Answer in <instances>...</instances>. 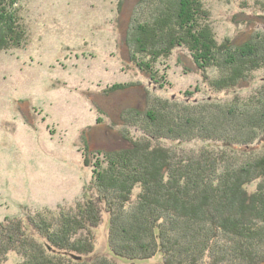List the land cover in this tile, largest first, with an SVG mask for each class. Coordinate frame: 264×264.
<instances>
[{
    "label": "trees",
    "instance_id": "obj_1",
    "mask_svg": "<svg viewBox=\"0 0 264 264\" xmlns=\"http://www.w3.org/2000/svg\"><path fill=\"white\" fill-rule=\"evenodd\" d=\"M21 1L0 0V54L27 41ZM137 10L141 16L130 24L124 44L128 62L150 81L154 63L178 48L189 52L215 93L251 82L250 73L264 69V37L219 44L200 0H138ZM208 69L218 70L219 78L208 80ZM254 92L221 106L190 102L188 92L182 102L148 97L143 110L125 111L122 121L141 136H123L129 148L91 154L84 143L83 162L91 168L87 188L94 196L57 214L5 219L0 264L9 253L20 258L17 264H115L87 259L102 214L114 259L140 262L161 255L162 264H264V158L236 167L233 152L229 159L225 152L179 157L158 145L199 139L230 151L251 146L264 137V86ZM255 181V191L248 192L245 187Z\"/></svg>",
    "mask_w": 264,
    "mask_h": 264
},
{
    "label": "rangeland",
    "instance_id": "obj_2",
    "mask_svg": "<svg viewBox=\"0 0 264 264\" xmlns=\"http://www.w3.org/2000/svg\"><path fill=\"white\" fill-rule=\"evenodd\" d=\"M200 1L219 44L228 39L240 45L255 35L264 37V0ZM137 3L22 0L19 4L27 41L0 54V223L24 220L37 212L68 211L84 197H93L94 192L87 188L91 168L83 162L84 143L91 154L129 148L123 136H141L121 116L130 109L143 110L148 97L182 102L188 92L190 102L221 106L235 97L245 100L264 86L261 69L250 73L251 82L215 93L183 48L154 63L155 81H150L128 62L124 44L130 24L141 16ZM204 75L215 81L220 73L208 69ZM113 86L123 88L108 92ZM158 145L179 157L225 152L229 159L228 151L233 152L230 156L235 162H231L236 167L264 158V137L233 151L219 142L199 139L185 143L164 140ZM257 184L245 188L253 192ZM92 236L94 253L89 260L163 262L161 255L140 262L114 259L107 249L104 214ZM19 262L16 254L9 253L2 264Z\"/></svg>",
    "mask_w": 264,
    "mask_h": 264
}]
</instances>
